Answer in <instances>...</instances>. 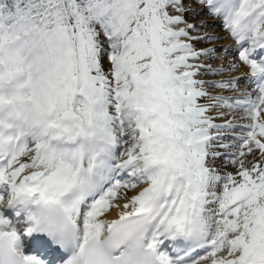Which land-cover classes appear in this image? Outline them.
Listing matches in <instances>:
<instances>
[{
  "label": "snow or ice",
  "instance_id": "obj_1",
  "mask_svg": "<svg viewBox=\"0 0 264 264\" xmlns=\"http://www.w3.org/2000/svg\"><path fill=\"white\" fill-rule=\"evenodd\" d=\"M0 264H264V0H0Z\"/></svg>",
  "mask_w": 264,
  "mask_h": 264
},
{
  "label": "rangeland",
  "instance_id": "obj_2",
  "mask_svg": "<svg viewBox=\"0 0 264 264\" xmlns=\"http://www.w3.org/2000/svg\"><path fill=\"white\" fill-rule=\"evenodd\" d=\"M189 19L191 20L192 18L191 17H189ZM196 23H199L200 21H195ZM209 31L210 32H212V31H215V32H219V30L218 29H209ZM220 34H223V33H220ZM225 43V42H224ZM228 43H230L229 41H228ZM218 47L220 46V45H217Z\"/></svg>",
  "mask_w": 264,
  "mask_h": 264
},
{
  "label": "bare ground",
  "instance_id": "obj_3",
  "mask_svg": "<svg viewBox=\"0 0 264 264\" xmlns=\"http://www.w3.org/2000/svg\"><path fill=\"white\" fill-rule=\"evenodd\" d=\"M225 43H228V41H225Z\"/></svg>",
  "mask_w": 264,
  "mask_h": 264
}]
</instances>
